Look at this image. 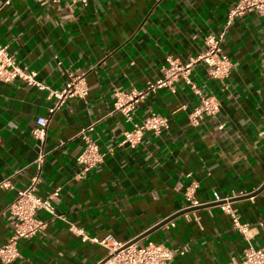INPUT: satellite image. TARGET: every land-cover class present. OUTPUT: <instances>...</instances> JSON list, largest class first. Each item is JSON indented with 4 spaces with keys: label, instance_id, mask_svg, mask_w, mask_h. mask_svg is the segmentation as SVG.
Segmentation results:
<instances>
[{
    "label": "crops",
    "instance_id": "0c3cea01",
    "mask_svg": "<svg viewBox=\"0 0 264 264\" xmlns=\"http://www.w3.org/2000/svg\"><path fill=\"white\" fill-rule=\"evenodd\" d=\"M6 1L0 0V45L48 90L0 81V181L12 185L0 188V246L12 235L7 209L16 192L39 175L37 193L58 190L55 214L90 238L128 243L175 216L136 244L164 245L175 252L171 264H229L243 259L248 243L264 248V189L256 193L264 184L263 18L250 12L228 28V77L216 80L205 66L193 67V83L217 98L220 111L191 127L188 115L199 99L182 80L150 93L131 122L115 111L114 92L142 91L163 78L168 58L196 57L207 36L223 31L237 0ZM70 75L84 76L86 98H70L50 113V91L62 90ZM151 112L166 117L168 128L146 132L136 148L123 143L132 122ZM38 117L49 120L42 146L32 137ZM88 127L104 159L82 177L76 158ZM193 183L205 205L180 214L184 188ZM213 192L255 194L231 204L249 225V241L211 203ZM36 217L47 222L44 233L20 240L11 264H97L105 257L103 246L81 242L59 218L45 211Z\"/></svg>",
    "mask_w": 264,
    "mask_h": 264
},
{
    "label": "built area",
    "instance_id": "2783aa9c",
    "mask_svg": "<svg viewBox=\"0 0 264 264\" xmlns=\"http://www.w3.org/2000/svg\"><path fill=\"white\" fill-rule=\"evenodd\" d=\"M37 1L41 5H45L57 4L68 0ZM71 1L86 2V0ZM8 3L9 0L5 2V4ZM250 12H254L264 19V0H237L234 2L227 12L223 31L217 36H207L204 39L203 49L196 57L190 58L187 62L168 58V67L163 69V78L153 84H149L142 91L123 93L120 90H116L114 92L115 111L122 113L126 122H131L137 105L150 93L162 88L172 89L173 83L182 80L199 99L198 104L188 115V124L191 127H198L204 119L215 118L220 111L219 101L215 96L202 92L196 87L191 79L192 69L197 64H201L206 67L208 75L213 79L223 80L228 77L232 69V63L222 49L225 34L235 19ZM15 79L22 80L26 85L36 88L38 91L48 90L46 85L36 80V72L29 70L27 67L19 66L9 53L7 46L0 45V81L11 82ZM87 94L84 76L70 75L69 81L62 90L50 91V95L54 99V105L50 109V113L65 104L68 99H85ZM48 122V118L38 117L32 130L33 139L41 146L46 138ZM132 123L133 129L123 133V143H126L130 148H136L142 142L146 132L158 135L168 128L167 118L153 112L149 113L140 122ZM219 128L222 129L223 125H220ZM91 132L92 127L82 129L80 132L83 148L76 158V163L81 168L80 176L82 177H85L91 170L102 164L104 159V154L100 151L98 144L92 139ZM43 157V152L40 150L35 161L38 169L42 164ZM39 181V175H34L25 188L16 192L13 202L7 209L8 221L12 226V235L5 244L0 246V262L2 264H11L20 257L18 249L20 240L30 239L44 233L47 222L36 217L39 211H45L52 218H59L67 223L69 232L78 237L81 242L103 246L106 249V255L102 260H106L102 264H171L175 252L162 244L149 242L142 246L137 244L126 246L127 243H118L112 238L98 239L85 235L81 228L72 222H68L65 217L55 214L53 201L58 196V190L47 197H42L37 193ZM0 188H12L10 180H1ZM196 189L197 185L195 183L184 188V210L205 205V203L200 202L196 198ZM246 195L245 193H233L220 196L217 192H213L211 203L217 204L221 211L230 217L232 227L241 233L246 241H249L247 238L250 230L249 225L240 221L237 212L231 206L233 200ZM229 264H264V248H255L248 243L243 259Z\"/></svg>",
    "mask_w": 264,
    "mask_h": 264
},
{
    "label": "water",
    "instance_id": "95a60500",
    "mask_svg": "<svg viewBox=\"0 0 264 264\" xmlns=\"http://www.w3.org/2000/svg\"><path fill=\"white\" fill-rule=\"evenodd\" d=\"M263 189H264V184H263V186H262V187H261L256 193L262 191ZM254 195H255V194L253 193V194H249V195L243 196V197H241V198H237V199L249 198V197H252V196H254ZM235 200H236V199H235ZM233 201H234V200H233ZM216 205H217V204H216ZM197 209H199V207H197V208H191V209H186V210H184L183 212H181L180 214H183V213H186V212H192V211H195V210H197ZM174 217H175V216H173V217H171V218H168V219H166V220L160 222L159 224H157L156 226H154L153 228H151V229L148 230L147 232L141 234L140 236H138V237L135 238L134 240L128 242V243L126 244V246L136 244V243H137L138 241H140L141 239L147 237V236H148L151 232H153L154 230H156V229H158V228L164 226V225L167 224L168 222H170ZM105 260H106V259L101 260V261L98 262L97 264H102Z\"/></svg>",
    "mask_w": 264,
    "mask_h": 264
}]
</instances>
